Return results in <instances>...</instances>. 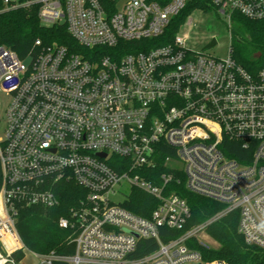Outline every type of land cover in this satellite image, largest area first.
<instances>
[{"label": "built area", "instance_id": "1", "mask_svg": "<svg viewBox=\"0 0 264 264\" xmlns=\"http://www.w3.org/2000/svg\"><path fill=\"white\" fill-rule=\"evenodd\" d=\"M187 2L0 0V11L37 4L42 24H65L81 48L37 40L43 49L27 63L0 46V89L10 96L0 138V264H17L12 253L24 248L18 205H59L51 183L62 177L87 191L58 220L73 230L75 252H32L41 263L227 264L189 242L236 210L245 241L264 248V68L247 69L232 47L225 58L194 51L179 31L155 43ZM210 2L229 22L264 19V0ZM178 172L223 208L185 229L191 209L172 187ZM135 189L157 200L150 216L125 206Z\"/></svg>", "mask_w": 264, "mask_h": 264}, {"label": "trees", "instance_id": "2", "mask_svg": "<svg viewBox=\"0 0 264 264\" xmlns=\"http://www.w3.org/2000/svg\"><path fill=\"white\" fill-rule=\"evenodd\" d=\"M211 8L214 6L210 0H188L184 9L169 25L165 35L156 40L155 43L164 44L172 41L180 26L194 10H209ZM233 22L232 56L247 69L264 68V19L254 20L235 14ZM37 40H41L44 46L57 43L66 45L71 51L81 49L77 41L68 32L65 24L53 26L42 24L37 4L0 11V46L16 51L22 58L31 59L41 53L43 49L42 46L36 44ZM126 44L121 42L120 45L122 47ZM137 48L144 49L143 47ZM258 53L261 56H258ZM154 171L156 173L165 171L163 163H159ZM178 176L182 177V181H175L172 187L187 200L191 209V216L185 229L207 220L223 208L221 203L190 191L185 184L183 175L178 172ZM2 179L0 158V188ZM51 185L60 196L59 205L55 207L18 205L16 224L24 248L12 253L17 264L24 259L26 251L43 256L54 253L62 257H69L75 252L73 230L60 227L58 220L61 216H69L70 209L84 199L87 191L69 177L59 178ZM157 203L153 196L135 189L131 200L125 203V206L137 214L148 217ZM238 223L239 211L236 210L207 227V231L218 241V247L206 249L195 240L189 242V245L200 250L205 259L208 260H222L227 264H264V248L247 243L238 230ZM163 231L166 230L163 229ZM181 232L180 230H170L172 237ZM163 238L167 239L164 233ZM144 241H140L141 246ZM151 249L153 246L148 249L141 248L137 253L144 254ZM56 264L69 263L66 260H61Z\"/></svg>", "mask_w": 264, "mask_h": 264}, {"label": "rangeland", "instance_id": "3", "mask_svg": "<svg viewBox=\"0 0 264 264\" xmlns=\"http://www.w3.org/2000/svg\"><path fill=\"white\" fill-rule=\"evenodd\" d=\"M189 18H192V23L186 22L182 24L179 30V34L187 35L186 44L188 47L194 51H201L215 37L217 43L212 47L205 48L206 53L218 58H225L229 55L233 41V21L229 22L227 17L220 14L215 8L209 10L196 9L190 14ZM26 62L28 63L29 59ZM9 101V94L0 89V138L2 139L6 135L5 110ZM127 188L128 186L126 185L117 187L122 192H128ZM111 197L116 201L123 198L119 192L112 194ZM195 242L206 249L219 246L218 241L207 230L201 233ZM0 245V248L7 253L1 241ZM41 262V257L31 251H26L24 259L19 264H46Z\"/></svg>", "mask_w": 264, "mask_h": 264}, {"label": "water", "instance_id": "4", "mask_svg": "<svg viewBox=\"0 0 264 264\" xmlns=\"http://www.w3.org/2000/svg\"><path fill=\"white\" fill-rule=\"evenodd\" d=\"M216 43H217V39H216L215 37H213V38L211 39V41L205 46V48L212 47V46H214ZM205 48H204V49H205ZM257 55H258V56H261L260 53H258Z\"/></svg>", "mask_w": 264, "mask_h": 264}]
</instances>
